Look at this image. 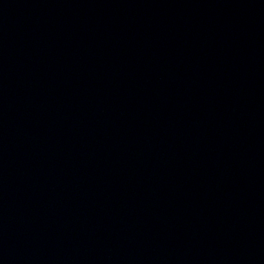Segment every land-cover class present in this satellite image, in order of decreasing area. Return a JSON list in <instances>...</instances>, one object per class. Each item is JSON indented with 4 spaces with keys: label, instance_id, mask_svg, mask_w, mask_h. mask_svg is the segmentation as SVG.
I'll return each mask as SVG.
<instances>
[{
    "label": "water",
    "instance_id": "obj_1",
    "mask_svg": "<svg viewBox=\"0 0 264 264\" xmlns=\"http://www.w3.org/2000/svg\"><path fill=\"white\" fill-rule=\"evenodd\" d=\"M0 264H264V0H0Z\"/></svg>",
    "mask_w": 264,
    "mask_h": 264
}]
</instances>
